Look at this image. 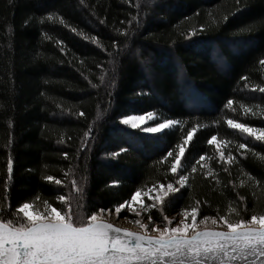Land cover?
I'll use <instances>...</instances> for the list:
<instances>
[{
    "label": "trees",
    "instance_id": "16d2710c",
    "mask_svg": "<svg viewBox=\"0 0 264 264\" xmlns=\"http://www.w3.org/2000/svg\"><path fill=\"white\" fill-rule=\"evenodd\" d=\"M261 59L264 0H0L3 218L26 201L63 211L60 195L80 215L114 210L138 188L167 183L180 191L162 210L148 209L158 222L192 207L198 219L264 212V141L227 124L264 130V93L254 90L264 87ZM149 111L156 119L148 126L178 123L161 133L121 123ZM180 144L184 187L170 171L173 158L163 159ZM120 148L127 151L111 155Z\"/></svg>",
    "mask_w": 264,
    "mask_h": 264
},
{
    "label": "snow or ice",
    "instance_id": "6c2138e0",
    "mask_svg": "<svg viewBox=\"0 0 264 264\" xmlns=\"http://www.w3.org/2000/svg\"><path fill=\"white\" fill-rule=\"evenodd\" d=\"M195 32L196 30L193 29L190 34L195 35ZM259 63L264 65V59L259 60ZM254 90L264 93V87L261 86H256ZM232 103L233 101L229 100L228 107L231 108ZM232 110L235 111V109ZM251 111L250 108L245 109L246 113ZM79 115L83 116L84 113L81 112ZM146 118L147 120L156 119L154 113L149 111L144 115L123 116L121 123L146 133H161L178 123L175 120L163 119L154 126H142ZM227 124L232 129L264 141V130L257 135V130L246 124L231 119L227 121ZM195 131L196 128H193L187 133L185 144L192 140ZM87 135H90V132ZM216 141L217 137L213 135L208 143L216 144ZM185 144L178 146V152L175 155L172 151H168L163 157L165 160L168 157L173 158L170 171L174 175H179L176 183L181 187H184L188 181V175H180ZM247 147L246 144L239 145L240 149ZM126 151L127 149L120 148L118 152L111 155L119 156ZM64 155L67 156V153ZM240 155L244 156L246 153L241 151ZM219 158L225 159L223 151L219 152ZM204 159V156H200L197 163ZM234 160L235 158L229 154L227 162L232 163ZM201 167L204 166L201 165ZM12 170L13 162L9 159L7 171L11 174ZM196 171V167L193 166L191 173ZM205 175L211 176L212 172L206 171ZM44 179L56 185L62 183L51 175ZM117 183L119 182H112L113 185ZM152 189H156L157 193L150 196L152 202L144 204L143 200L140 201L145 212L150 208L162 210L164 198L170 193L175 194L180 191V188L174 187L173 183H167L166 186L154 184ZM152 189H149L148 193H151ZM141 191L142 189L138 188L131 195L130 200H124L114 206L115 213L119 214L128 206L129 210L139 217L140 213L135 207H131V204L137 202ZM148 193H145V196ZM57 199L66 205L63 211L47 201L44 202L42 211H32L33 203L27 201L19 204L14 212L9 208L7 212L11 218H3L4 210H0V264H158V261L159 264H207L211 259L219 260L220 264H233L237 259L248 256L257 257L253 264H264L260 260L264 258V212L251 214L249 219L240 217L235 221L229 219L228 215L219 216V220L212 217L211 223L213 225L219 223L222 230L207 227L201 229L197 224L198 207H192L190 212L187 209L184 210V218L179 219L175 226H168L172 224V221L167 216L161 218L166 226H157L149 214L147 223L136 219L135 223L139 225L141 231L133 232L106 222L103 217L106 211L104 208L91 211L87 215H80L74 212L68 197L60 195ZM240 200L243 201L244 197H240ZM107 211L111 212L112 209ZM236 211L235 208H228V213H236ZM189 218L191 223L188 222ZM208 220L209 217L205 216L200 223L204 224ZM150 228L154 235L149 234ZM165 257L172 259L166 260Z\"/></svg>",
    "mask_w": 264,
    "mask_h": 264
},
{
    "label": "rangeland",
    "instance_id": "374dc122",
    "mask_svg": "<svg viewBox=\"0 0 264 264\" xmlns=\"http://www.w3.org/2000/svg\"><path fill=\"white\" fill-rule=\"evenodd\" d=\"M144 115V114H142ZM138 116V115H136ZM150 120H145L144 124L142 126H148V122ZM151 122V121H150ZM145 193H148L147 192H143L141 193L140 197H138L137 199V202L131 204V207H135L136 208V211L140 213V216L137 217L134 213H132L130 210H129V207L126 206L125 209H122L121 212L119 214H116L115 213V210H112L111 212L109 211H105L103 213V217L105 219V221H108V222H111L119 227H123V228H127V229H130V230H134V231H141L139 225H137L135 223L136 219H140L142 223H147L148 220H147V212L143 211V208L140 204V201L143 200V203L146 204V199L149 198L150 199V196L151 195H156V189H153L151 193H148L147 196H145ZM151 200V199H150ZM159 203V202H157ZM32 211H37V209H31ZM184 212L182 213H175V214H171L169 216H167L169 218V220L172 221V224L171 225H168V226H175V224L178 222L179 219H183L184 218V215H183ZM211 218L212 217H209V220L206 221L204 224H201L200 221L203 220V219H198L197 218V224L199 225V227L201 229L207 227L209 229H220V225L219 223L217 225H213L211 223ZM153 220V219H152ZM217 220H219L217 218ZM155 221V220H153ZM189 223H191L190 221V218L188 220ZM156 225L157 226H160V227H165L166 225H164L162 222H158V221H155ZM222 230V229H220ZM149 234H155L154 232L151 231V228L149 229Z\"/></svg>",
    "mask_w": 264,
    "mask_h": 264
},
{
    "label": "water",
    "instance_id": "95a60500",
    "mask_svg": "<svg viewBox=\"0 0 264 264\" xmlns=\"http://www.w3.org/2000/svg\"><path fill=\"white\" fill-rule=\"evenodd\" d=\"M108 222V221H106ZM111 223V222H109ZM113 224V223H112ZM114 226L116 227H119L115 224H113ZM120 228H123V227H120ZM127 229V228H125ZM130 230V229H128ZM130 231H133V232H137V231H134V230H130ZM166 260H171L172 258L171 257H165ZM257 260V257H253V256H248L244 259H237L236 261L233 262V264H253V262H255ZM261 262H264V258H260ZM158 264H159V261H158ZM207 264H220V261L219 260H216V259H211L207 262Z\"/></svg>",
    "mask_w": 264,
    "mask_h": 264
}]
</instances>
